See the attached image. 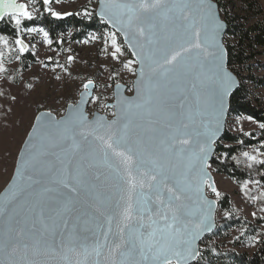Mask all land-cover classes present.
Returning a JSON list of instances; mask_svg holds the SVG:
<instances>
[{"label":"snow or ice","instance_id":"6c2138e0","mask_svg":"<svg viewBox=\"0 0 264 264\" xmlns=\"http://www.w3.org/2000/svg\"><path fill=\"white\" fill-rule=\"evenodd\" d=\"M98 14L116 29L104 38L110 58L124 55L117 33L131 50L134 59L121 62L137 75L136 97L120 96L117 83L116 104L105 105L118 109L116 119L89 121L82 108L95 87L89 78L67 117L35 118L0 195V264H190L200 256L197 241L212 229L216 202L205 188L220 193L208 160L235 84L214 6L207 0H101ZM5 17L18 31L33 20L28 4L17 0H0V20ZM26 31L42 32L52 43L43 29ZM0 43L8 41L0 36ZM15 44L28 51L19 35ZM97 168L109 175L101 180L103 173L91 171ZM93 180L112 181L118 196L112 207L110 193L81 198L83 189L98 187Z\"/></svg>","mask_w":264,"mask_h":264},{"label":"rangeland","instance_id":"374dc122","mask_svg":"<svg viewBox=\"0 0 264 264\" xmlns=\"http://www.w3.org/2000/svg\"><path fill=\"white\" fill-rule=\"evenodd\" d=\"M27 3L33 18L42 13L44 4L42 0H21ZM220 10L226 20L228 14L232 17L248 16L242 0H217ZM264 7V0H260ZM50 7L57 12L79 13L88 20L97 15L98 0H51L45 6V11ZM87 10L91 15H84ZM48 12V11H47ZM99 29L87 31L81 38L73 39V30L70 29L57 41L50 36L46 28L41 25L32 26L47 32V43L42 32L26 31L22 23L18 35L28 45V51L21 53L15 44V38L0 35L8 43H0V64L5 71H0V192L13 176L19 151L25 141L37 113L41 110H50L61 116L66 112L69 103H76L83 90V83L91 78L96 84L93 97H100L98 101L91 100L88 111L106 113L114 116V107L105 105L114 101V86L123 82L129 86L128 93L134 91L136 74L123 67L121 61L134 59L122 37L117 33L118 41L124 48L121 61L110 58L104 48V38L114 30L101 20ZM106 25V26H105ZM96 39L93 40L92 37ZM233 42V37L226 34L225 43ZM26 54H31L35 60L24 67L22 60ZM73 56L74 60L68 63L67 57ZM254 74L264 76V55L255 61ZM138 65H135L137 67ZM68 71L65 72L64 69ZM113 72L117 75L113 76ZM241 83L249 91L250 97H264V84H258L250 79L247 70H241ZM31 85V87H29ZM15 97V99H13ZM248 115L230 113L227 120V129L233 133L259 132L261 124ZM248 155L245 156L244 154ZM240 155L238 160L257 162L264 160V151L259 147H250ZM255 156V160L249 157ZM213 170V169H212ZM217 190L220 196L210 194L220 202L223 195L228 194L231 199V208L224 209L221 204L217 211V230L212 234L210 244L212 256L224 254L226 250L247 252L254 254L258 249L259 231H264V184L257 180H243L238 182L229 175L215 172ZM262 219V223L259 220ZM250 224H249V223ZM256 226V228H254Z\"/></svg>","mask_w":264,"mask_h":264},{"label":"trees","instance_id":"16d2710c","mask_svg":"<svg viewBox=\"0 0 264 264\" xmlns=\"http://www.w3.org/2000/svg\"><path fill=\"white\" fill-rule=\"evenodd\" d=\"M242 1L248 12V16H242L244 22L240 21L239 16L232 17L229 14L226 19L228 23L226 34L233 37V42L226 43L229 66L240 79L242 77L241 70L244 69L250 73L249 77L253 82L264 84V76L253 73L256 59L264 55V7L260 0ZM24 25L27 27L43 26L55 41L70 29L73 30L72 38L79 39L87 31L99 29L102 26L101 19L97 15H94L90 20L80 14L77 15V13L57 18L45 11V6L41 14L31 21H24ZM0 35L12 38L18 36V30L8 17L0 21ZM26 55L29 58L24 56L22 60L25 68L29 66L31 61L35 60L31 54ZM230 113L248 115L260 124H264V97L251 98L247 87L241 83L231 97ZM250 147H259L264 151V127L258 133H233L227 129L223 138L217 143L216 153L210 164L211 168L215 172L229 175L238 182L257 180L264 184V164L257 162H247L246 164L245 161L242 164L238 161L240 155ZM219 204L224 209H230L231 199L229 195H223ZM262 221L260 219L259 223ZM211 237L212 234L203 239L201 255L193 264H264V231H259L258 249L252 255L247 252L226 250L224 254L212 256Z\"/></svg>","mask_w":264,"mask_h":264},{"label":"water","instance_id":"95a60500","mask_svg":"<svg viewBox=\"0 0 264 264\" xmlns=\"http://www.w3.org/2000/svg\"><path fill=\"white\" fill-rule=\"evenodd\" d=\"M18 3L22 2L21 0H17ZM208 3H211L213 6H214V10L216 11L217 13V17L218 19L222 22L223 24V31L221 33V42L223 44V47L225 49V58H224V63H225V66H226V69L228 72L231 73V75L233 76L234 80H235V84L233 86V88L231 89V92L230 94L228 95V97L226 98V105H227V111H226V115H225V118H224V124H223V128L221 130V132L219 133V136L217 137L216 139V142L213 146V152H212V155L210 156L209 160H208V163L211 164L214 156H215V153H216V149H217V143L223 138V136L225 135L226 131H227V120H228V116L230 114V106H231V97L232 95L234 94V92L240 87L241 85V80L239 78V76L234 72V70H232V68L229 66V58H228V49H227V46H226V43H225V36H226V33H227V29H228V23L227 21L223 18L222 16V13H221V10H220V4L217 0H207ZM24 3V2H23ZM100 5H101V0H98V7H97V16L99 17V19H101V17L99 16V11H100ZM102 21H104L110 28H112L114 31H116V29L113 28V26L111 24H108L105 20L101 19ZM1 21V20H0ZM120 34V33H119ZM120 36L122 37L123 41H124V38H123V35L120 34ZM127 46V45H126ZM131 52V50H130ZM138 67V66H137ZM136 80H137V75L134 79V91L132 94H129L128 93V90H129V86L123 82H118L120 85H121V89L119 91V95L120 96H123L125 98H129V99H135L136 97ZM95 82V81H94ZM117 84V83H116ZM116 84L114 86V101L107 104V105H115L116 104V101H117V89H116ZM97 88V84L95 82V87L92 89V92H91V95L87 98V102L84 103L82 105V108H83V111H84V114L87 116L88 120L89 121H92L94 120L97 116H103L106 118V120L108 121H111L113 119H116V116H112V117H109L106 113H102V112H99V111H95L94 113H90L88 111V107H89V104L92 100V97L94 96V93H95V90ZM84 89L81 91L83 92ZM80 92V94H81ZM81 99V95L78 99V101L76 103H69L68 106H67V109H66V112L59 116L57 115L56 113L50 111V110H41L37 113V116H40L41 114L43 113H51V115L53 117H55L57 120L61 119V118H64V117H67L69 115V112L71 111L72 109V106L73 105H76ZM114 110H115V113L118 112V109L116 107H114ZM36 116V117H37ZM36 123V119L34 120V123L33 125ZM137 123H141V121L139 120H134L133 121V124H137ZM32 125V126H33ZM119 127V126H118ZM32 130V127L30 129V131ZM29 131V132H30ZM135 131V129L133 130ZM28 136V135H27ZM27 139V137H26ZM25 139V141H26ZM25 141L23 142L22 144V147L19 151V154H18V158H17V162H16V166H15V170H16V167L18 165V160H19V156H20V153L21 151L23 150L24 148V145H25ZM15 170H14V173H13V176L15 174ZM91 171H100L101 173H103L102 177H101V180H104V177L109 175L108 173V170L107 169H104V168H97V169H92ZM210 175H211V178L212 180L215 182V186L217 188V185H216V179H215V174L210 166V168L208 169ZM12 176V178H13ZM12 178L10 179V181L8 182V184L4 187V189L0 192V195H2L5 190L7 189V187L9 186ZM92 183H96L98 185V187L95 189V190H91V189H83L82 192H81V198L82 199H91V197L93 195H95L96 193H100L101 195H108L109 193L111 194L112 196V199L111 201H109V207H112V205L114 204L115 200L118 199V196L117 194L115 193V189L113 187V183L111 180H106L104 181V184L103 185H100V182L99 181H92ZM205 195L208 199H211V200H214L216 202L215 204V208H214V211H213V221H212V229L211 231L209 232H205L202 234V236L200 237V239L197 241V245H198V249L200 251V255H201V243L203 241V239L210 235V234H213L216 229H217V211H218V208H219V201L218 199H216L215 197H213L211 194H210V189L208 188H205ZM77 215L76 212H73L72 213V216L75 217ZM75 222V221H74ZM77 223V226L78 228H83V224L80 223V222H76ZM89 227H92V225L90 224ZM114 230H115V225L113 226ZM4 230V222L2 220H0V233H2ZM200 257V256H199ZM198 257V258H199ZM2 258V257H0ZM198 258L194 261H191L190 264H193L195 263ZM48 264H58V261L57 260H49Z\"/></svg>","mask_w":264,"mask_h":264}]
</instances>
